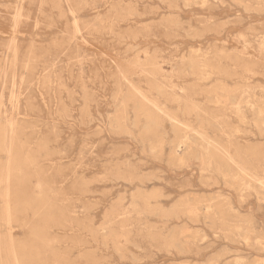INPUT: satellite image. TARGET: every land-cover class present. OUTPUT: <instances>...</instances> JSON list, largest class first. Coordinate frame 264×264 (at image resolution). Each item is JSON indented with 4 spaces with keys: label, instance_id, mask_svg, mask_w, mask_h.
<instances>
[{
    "label": "rangeland",
    "instance_id": "obj_1",
    "mask_svg": "<svg viewBox=\"0 0 264 264\" xmlns=\"http://www.w3.org/2000/svg\"><path fill=\"white\" fill-rule=\"evenodd\" d=\"M264 264V0H0V264Z\"/></svg>",
    "mask_w": 264,
    "mask_h": 264
},
{
    "label": "bare ground",
    "instance_id": "obj_2",
    "mask_svg": "<svg viewBox=\"0 0 264 264\" xmlns=\"http://www.w3.org/2000/svg\"><path fill=\"white\" fill-rule=\"evenodd\" d=\"M16 264V263H15Z\"/></svg>",
    "mask_w": 264,
    "mask_h": 264
}]
</instances>
